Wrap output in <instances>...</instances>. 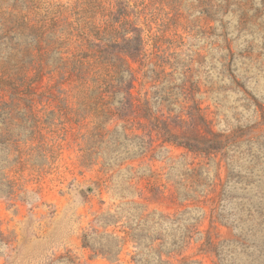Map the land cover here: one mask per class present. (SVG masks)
Segmentation results:
<instances>
[{"label": "rangeland", "instance_id": "374dc122", "mask_svg": "<svg viewBox=\"0 0 264 264\" xmlns=\"http://www.w3.org/2000/svg\"><path fill=\"white\" fill-rule=\"evenodd\" d=\"M125 37L136 104L225 153L112 116ZM3 76L0 264H264V0H0Z\"/></svg>", "mask_w": 264, "mask_h": 264}, {"label": "trees", "instance_id": "16d2710c", "mask_svg": "<svg viewBox=\"0 0 264 264\" xmlns=\"http://www.w3.org/2000/svg\"><path fill=\"white\" fill-rule=\"evenodd\" d=\"M17 28H19V26ZM124 41L127 46L124 48L123 54L131 59L129 61L126 59V72L128 78L122 82L127 86V96L119 100L120 104L118 106L110 109L112 116L116 117L118 120H122L130 115L137 114L147 121V123L140 121V124L144 127L146 126L152 130H156L159 135L163 137V141L204 154L225 153L230 138L227 135L214 131L210 126V122L203 114L195 112L189 120H181L182 126H179L181 127L180 130H175L178 126H173L167 119H163L154 114L148 105V99H145L141 104H136V98L133 96L130 89L133 87L134 81L137 80L138 70L133 68L131 64L133 62L142 64L143 62L141 56V39L125 37ZM115 44L117 43L115 42ZM0 89H11L13 92L22 93L13 84L11 79L9 80L8 77L4 76L0 77ZM100 99L105 100V97L101 96ZM9 193H12V190H8L6 195ZM86 237L87 235L85 234V239Z\"/></svg>", "mask_w": 264, "mask_h": 264}]
</instances>
